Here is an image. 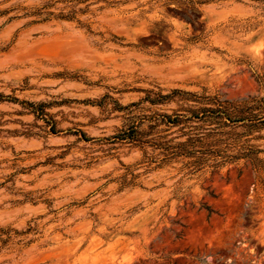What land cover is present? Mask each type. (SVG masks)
Returning a JSON list of instances; mask_svg holds the SVG:
<instances>
[{
    "label": "rangeland",
    "instance_id": "obj_1",
    "mask_svg": "<svg viewBox=\"0 0 264 264\" xmlns=\"http://www.w3.org/2000/svg\"><path fill=\"white\" fill-rule=\"evenodd\" d=\"M174 89L262 95L264 0H0V264H264V165L119 138Z\"/></svg>",
    "mask_w": 264,
    "mask_h": 264
},
{
    "label": "trees",
    "instance_id": "obj_2",
    "mask_svg": "<svg viewBox=\"0 0 264 264\" xmlns=\"http://www.w3.org/2000/svg\"><path fill=\"white\" fill-rule=\"evenodd\" d=\"M181 97L179 107L172 113L155 116L151 129L165 125L148 139V132L136 126L120 139L146 142L156 156L158 165L181 162L189 173L206 167L221 168L240 159H250L255 165H264V93L241 101L221 100L217 96L198 95L191 91L174 89L160 94L153 103ZM171 128L174 131L168 132ZM209 211L210 208L206 207Z\"/></svg>",
    "mask_w": 264,
    "mask_h": 264
}]
</instances>
